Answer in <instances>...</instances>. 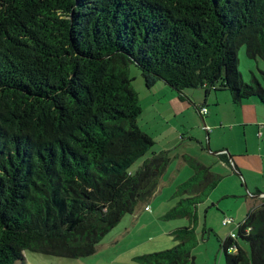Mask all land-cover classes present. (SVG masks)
<instances>
[{
	"label": "trees",
	"instance_id": "1",
	"mask_svg": "<svg viewBox=\"0 0 264 264\" xmlns=\"http://www.w3.org/2000/svg\"><path fill=\"white\" fill-rule=\"evenodd\" d=\"M242 46L264 62V0H0V264L23 263L26 251L92 256L154 196L171 157L138 126L130 66L148 91L162 82L181 98L226 91L234 105H264V73L242 81ZM182 158L192 176L162 218L190 225L136 264H193L197 207L222 177ZM236 237L221 242L225 264H264V200Z\"/></svg>",
	"mask_w": 264,
	"mask_h": 264
},
{
	"label": "rangeland",
	"instance_id": "2",
	"mask_svg": "<svg viewBox=\"0 0 264 264\" xmlns=\"http://www.w3.org/2000/svg\"><path fill=\"white\" fill-rule=\"evenodd\" d=\"M237 57L239 61L238 70L243 83L252 84L253 77H256L262 83L264 62L260 59H249L244 46L238 50ZM129 75L133 79L132 87L138 93L139 99H141V108L144 107V112L138 118L140 126L144 128L143 123L145 118L151 119L153 115L147 106V103L150 101L145 99L148 90L144 86L141 73L138 69L130 66ZM159 84L163 83L160 82ZM191 90L192 92H201L199 90ZM219 94L229 96V93L226 91ZM181 120L179 119L178 123L183 122L184 129H182V133H184L183 138L185 140L171 151L170 157L172 160L175 159L173 164L168 168L170 171L167 170L172 173L171 176L166 174L164 176V186L159 188L157 193L145 205L139 206L136 209L135 213L137 217L133 218V215H125L103 237L95 254L86 258L71 259L26 251L23 254L24 262H17L16 264H136L134 262V258L136 257L174 248L176 243L169 233L178 228L188 227L190 222L188 219L165 221L162 217L178 202V198L174 197L177 186L192 176L191 169L185 163H183L182 170L176 168V164L179 162L177 156L182 155L190 156L199 163H201L200 161H204L208 165H213L211 170L220 176H224L216 189L197 207L196 236L198 244L192 249L191 256L193 257V264H225L221 242L228 237L237 236V226L243 222L248 212L252 209L253 206L251 207V205L254 200L251 199L250 193H248L246 188L242 187L241 183H238L235 178L236 176L230 175L231 170L219 162L215 155L206 150L207 136L202 129L203 123L200 117L196 113H193V120L190 117L186 118L185 121ZM197 123L201 126L200 137L204 139L202 145L190 142L189 139L191 127ZM148 127L149 130L147 131L158 143L154 147V150L156 148L162 149L165 146V140H162L159 132L161 130L168 132L169 127L166 126L165 129L158 127L156 129V126L152 122L149 123ZM148 157L149 153L137 160L129 171L135 172ZM185 172L189 176H185ZM226 174H229V176H225ZM253 205L256 206L257 202ZM145 207H148L149 210L145 211ZM225 218L228 220V224L223 223ZM237 241H239L238 243L242 249L249 254V244L238 239ZM233 251L232 248L229 250L230 253Z\"/></svg>",
	"mask_w": 264,
	"mask_h": 264
},
{
	"label": "crops",
	"instance_id": "3",
	"mask_svg": "<svg viewBox=\"0 0 264 264\" xmlns=\"http://www.w3.org/2000/svg\"><path fill=\"white\" fill-rule=\"evenodd\" d=\"M190 90H185L183 93L184 98H181L167 85L157 83L147 92L148 94L145 97L147 101H150L147 106L153 115L151 119L145 118L144 128L140 126L139 122L138 126L152 139L153 136L147 131L149 130V123L152 122L156 129L158 127L162 129H165L166 126L169 127L168 132L166 130L159 132L162 140H165V146L162 149L156 148L154 150L158 143L153 139V151L167 152L171 156L173 148L175 149L185 140L183 138L184 133H182V129H184L183 122L178 123L179 119L185 121L186 118L190 117L193 120V113H196L203 123L202 129L207 136L206 150L228 167L232 173L230 175L236 176L238 183H241V186L245 187L250 193L251 199L254 200L251 205V207L253 206L251 210H253L260 206L264 200V105L256 98L245 100L240 105H234L230 95L219 94L223 91H211L208 95H205L201 89L193 90L201 92H192V90L189 92ZM203 108H206V114L201 113ZM142 112H144V107H142ZM200 129L201 126L198 123L191 127L190 142L203 144L204 139L200 137ZM222 154L225 155L228 162L220 158ZM182 156H177L179 162L176 164V168L181 170L183 163H185ZM173 161L175 159L172 160L171 158L169 167L173 164ZM200 162L203 166L213 168V165H208L204 161ZM167 170L155 194L159 188L164 186V176L166 174L171 176L172 173ZM170 176L169 178L172 179ZM185 176H189L188 173L185 172ZM225 176H229V174ZM221 177L224 178V176ZM255 202H257L256 206L253 205ZM135 217H137L136 213L133 214V218Z\"/></svg>",
	"mask_w": 264,
	"mask_h": 264
},
{
	"label": "built area",
	"instance_id": "4",
	"mask_svg": "<svg viewBox=\"0 0 264 264\" xmlns=\"http://www.w3.org/2000/svg\"><path fill=\"white\" fill-rule=\"evenodd\" d=\"M201 113H202V114H206V113H207L206 108H203V109L201 110ZM263 197H264V196H263ZM147 210H149L148 207H145V211H147ZM223 223H224V224L228 223V220L225 219V220L223 221ZM232 236H233V235H232ZM232 238H234V237H232Z\"/></svg>",
	"mask_w": 264,
	"mask_h": 264
}]
</instances>
